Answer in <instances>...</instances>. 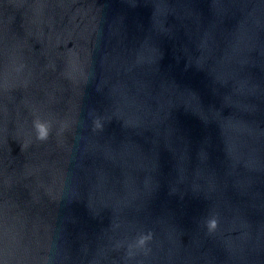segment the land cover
Returning a JSON list of instances; mask_svg holds the SVG:
<instances>
[{"label":"water","instance_id":"95a60500","mask_svg":"<svg viewBox=\"0 0 264 264\" xmlns=\"http://www.w3.org/2000/svg\"><path fill=\"white\" fill-rule=\"evenodd\" d=\"M0 264H264V0H0Z\"/></svg>","mask_w":264,"mask_h":264},{"label":"clouds","instance_id":"9594fccd","mask_svg":"<svg viewBox=\"0 0 264 264\" xmlns=\"http://www.w3.org/2000/svg\"><path fill=\"white\" fill-rule=\"evenodd\" d=\"M36 127H37L38 132H39V138H41V139L46 138L48 133H47L45 126L43 124H37ZM207 226H208L209 230L215 229L217 226V221L215 219H211L208 221ZM143 243H144V241L141 240V244H143Z\"/></svg>","mask_w":264,"mask_h":264}]
</instances>
